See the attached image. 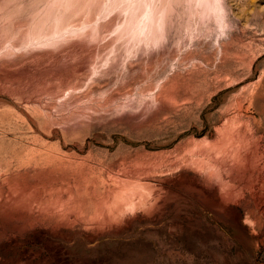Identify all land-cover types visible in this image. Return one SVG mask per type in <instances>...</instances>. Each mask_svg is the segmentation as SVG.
<instances>
[{
  "label": "rangeland",
  "instance_id": "1",
  "mask_svg": "<svg viewBox=\"0 0 264 264\" xmlns=\"http://www.w3.org/2000/svg\"><path fill=\"white\" fill-rule=\"evenodd\" d=\"M0 53V264H264V218L250 236L169 166L233 118L264 134V0H0ZM150 187L175 197L110 223Z\"/></svg>",
  "mask_w": 264,
  "mask_h": 264
},
{
  "label": "bare ground",
  "instance_id": "2",
  "mask_svg": "<svg viewBox=\"0 0 264 264\" xmlns=\"http://www.w3.org/2000/svg\"><path fill=\"white\" fill-rule=\"evenodd\" d=\"M34 98L37 100L40 99V97ZM158 98L161 100L160 95ZM251 103H253V100ZM239 107L241 108V106ZM240 111H242V109ZM4 122L8 123L7 121ZM242 122V126H239L240 124L237 126L236 118H233L229 126H222V128L218 129L217 137L213 143L208 145L197 144L192 148L190 147L191 153L189 157H184L181 162L178 160L173 161L169 163V166L182 170V180H184V176L189 175V173L194 175L195 179L193 182L197 185V191L204 196L205 202L218 212L237 220V218L241 217L239 208L243 207L245 209L244 219L238 221H240L241 225L244 226V229L250 233V236H256L260 239L263 235L261 219L264 218V134L260 133L259 126H248L251 124H249L248 120ZM41 148H32L28 154L26 153L27 156L26 154L22 156L20 151L15 149L13 155L19 160L26 159L24 157H27L29 162H43L42 166L53 167L52 169L57 170L69 169L71 164H73L71 162H64L63 154L59 151L51 152L48 149L42 150ZM7 156L8 155L5 157ZM196 175L199 177L197 180L195 177ZM187 178L188 182L192 180L189 177ZM190 185L191 184H189V186ZM91 188L94 191H97L98 185L95 184ZM151 188L152 187H150L149 190H151ZM136 190L137 189H135V191ZM163 191L153 189L148 194H142V191H140L141 194L139 195H137L139 192H137V194L136 192H133V194L128 197L126 195L127 199L124 198L126 200L125 203L126 206L130 207H120L118 209V216L114 220H110V223H119L125 213L128 214L130 212H135L136 210H145L149 212L162 208L166 205V202H169L175 197V191L173 192L172 190L170 192V190H168L169 192L165 191L166 193H163ZM16 203V199L14 198L13 200L12 198L10 201L6 202V205L9 209L14 210L17 206ZM251 203L256 207V211L251 207ZM162 204L164 205L162 206ZM103 205L102 199L97 197L95 205L96 212L92 218H90V216L88 217L90 219L85 224L88 231L96 230L103 224L107 223V216L103 210ZM81 208H83L81 204H71V207L68 208L67 212L69 216L74 217L73 220L69 219L71 220V223L79 220L81 222V219H83L81 217ZM60 220L62 221V219Z\"/></svg>",
  "mask_w": 264,
  "mask_h": 264
}]
</instances>
